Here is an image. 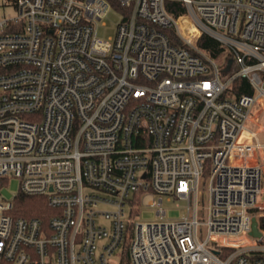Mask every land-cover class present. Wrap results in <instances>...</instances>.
Here are the masks:
<instances>
[{
    "label": "built area",
    "instance_id": "2783aa9c",
    "mask_svg": "<svg viewBox=\"0 0 264 264\" xmlns=\"http://www.w3.org/2000/svg\"><path fill=\"white\" fill-rule=\"evenodd\" d=\"M8 4L0 177L53 213L15 216L1 201L0 264H264V0ZM109 7L120 19L101 39ZM171 198L187 201L177 218Z\"/></svg>",
    "mask_w": 264,
    "mask_h": 264
},
{
    "label": "rangeland",
    "instance_id": "374dc122",
    "mask_svg": "<svg viewBox=\"0 0 264 264\" xmlns=\"http://www.w3.org/2000/svg\"><path fill=\"white\" fill-rule=\"evenodd\" d=\"M6 0H0V15H15L16 10L13 5L8 4L3 6V3ZM11 3V0H8ZM120 19V13L112 7H109L106 15L98 22L97 27V36L101 39H108L110 36H114L116 32V24ZM239 30H241V24H238ZM264 123V117L261 118ZM248 126L253 127L252 124L248 123ZM259 140L264 142V132L259 134ZM263 156H264V147L262 149ZM208 177V172L203 173L201 176V184L200 187L202 191L206 190V181ZM19 192V180L17 177L13 175H8L5 177H0V202L3 200H11L14 196ZM154 198L153 195L148 194L143 198L138 205V216L136 219L140 221H152L156 219V208L153 206L148 205L149 201ZM206 198L202 197V202L200 203V208L202 209L201 213L199 214L200 218L203 219L205 217V206H206ZM187 205L186 200L171 198V199H164L163 200V208L165 210V216L167 218H177L179 217L185 207ZM130 208L127 206L126 211L129 212Z\"/></svg>",
    "mask_w": 264,
    "mask_h": 264
},
{
    "label": "trees",
    "instance_id": "16d2710c",
    "mask_svg": "<svg viewBox=\"0 0 264 264\" xmlns=\"http://www.w3.org/2000/svg\"><path fill=\"white\" fill-rule=\"evenodd\" d=\"M198 45L212 57L219 56L223 50L220 43L208 34L200 36ZM12 204L11 213L15 216H34L47 222L53 213L44 196L27 195L19 191L14 196Z\"/></svg>",
    "mask_w": 264,
    "mask_h": 264
},
{
    "label": "water",
    "instance_id": "95a60500",
    "mask_svg": "<svg viewBox=\"0 0 264 264\" xmlns=\"http://www.w3.org/2000/svg\"><path fill=\"white\" fill-rule=\"evenodd\" d=\"M252 235L258 236L260 233L257 231L256 228V221L255 219L252 220Z\"/></svg>",
    "mask_w": 264,
    "mask_h": 264
}]
</instances>
